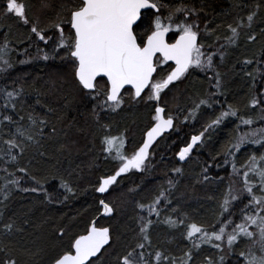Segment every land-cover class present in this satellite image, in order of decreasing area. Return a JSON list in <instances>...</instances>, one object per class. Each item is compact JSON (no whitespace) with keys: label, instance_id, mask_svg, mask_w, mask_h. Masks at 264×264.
Segmentation results:
<instances>
[{"label":"snow or ice","instance_id":"6c2138e0","mask_svg":"<svg viewBox=\"0 0 264 264\" xmlns=\"http://www.w3.org/2000/svg\"><path fill=\"white\" fill-rule=\"evenodd\" d=\"M258 11L257 7L247 15L246 24L242 18L235 24L229 23L225 42H220V36H214V43L208 44L206 37L213 36L216 29L210 30L206 24L201 26L204 8H197L188 0H73L71 6L62 7L52 22L53 39V35H46L49 29L41 27L38 19L29 17L25 3L6 0L4 14L13 15L20 23L28 25L38 41L44 44L52 41L53 54L50 56L45 52L42 59H55L58 54L67 61L72 84L91 102L93 120L101 131V151L108 154L106 159L118 162L114 174L98 181L95 192L108 193L117 184L118 177L149 171L155 155L150 149L159 137L174 129L177 118L162 106L166 99L163 94L171 93L197 72L208 80L209 90L192 102L184 122L204 115H209L210 119L202 125L199 134L191 135L190 142L178 150L179 161L188 160L193 149L197 145L203 146L225 121L230 118L239 121L222 150L211 156L212 162H204L201 179L197 180V183L217 178L223 180V177L210 178L209 168L231 165V174L218 207L212 213L213 219L198 223L173 205L172 193L183 172L182 168H174L177 177L167 179L166 185H160L149 201L137 202L133 242L126 244L122 251L112 253L113 264H264V94L251 95L243 107L257 112L247 115L241 113L239 105L229 103L225 107L218 99L225 96L226 91V74L221 71V65L228 55L227 49L240 47L242 30L252 29ZM260 34L264 35V27ZM257 40L256 34L248 33V42ZM9 56L10 49L5 42L0 49V74L8 73L14 66ZM217 57L218 62L214 59ZM255 57L253 54L252 58L239 61L244 66L241 70L251 79L253 89L257 80L264 81V47L260 49L259 58ZM29 62L27 59L19 61ZM248 66L254 67L247 70ZM24 93L23 87H13L11 91L0 88L4 98L0 104V161L13 166L12 171L7 167L2 169L6 177L0 189V235L4 237L25 233L30 223L19 216H5L3 208H7L6 202L13 192L33 193L47 203L64 202L76 196L75 186L58 169L37 174L31 171V160L28 165L21 164L29 148L38 150L44 140L56 139L57 125L50 116L61 122L65 118L60 109L42 103L39 95L35 104L30 105L31 111L26 116L21 115L23 105L27 103ZM126 103H144L154 112V124L146 131L142 145L130 154L125 151V134H112L110 126L101 120V114L117 113ZM36 106L46 111L40 113ZM202 108L211 111L202 113ZM242 149L247 151L242 152ZM59 150H70L69 145L62 144ZM39 154L45 155L44 152ZM17 172L23 175L17 178ZM52 181H58L55 191L48 187ZM99 205L104 217H113L117 211L115 204L103 198ZM165 210L174 214L175 219L172 215L161 218ZM157 224L166 225L171 233L179 232L188 245L180 248L178 253L166 248L154 250L153 234ZM85 231L86 234L74 237L67 249L53 256L48 264H108L105 257L114 247L110 227L92 220ZM58 235L64 236L62 227L58 229ZM205 248L215 251H201ZM0 252L5 253L0 264H41L39 257L43 249L10 247L0 242ZM199 257L203 260L199 261Z\"/></svg>","mask_w":264,"mask_h":264},{"label":"trees","instance_id":"16d2710c","mask_svg":"<svg viewBox=\"0 0 264 264\" xmlns=\"http://www.w3.org/2000/svg\"><path fill=\"white\" fill-rule=\"evenodd\" d=\"M21 2L27 5L30 18L38 19L40 25L49 29L46 35H53L55 29L51 27V24L57 13L62 7L71 6L73 0H21ZM188 2L195 4L197 8L203 6L202 27L206 24L208 29H216L213 36L206 37L208 44L214 43V36H220V42H225L224 37L229 34L227 25L235 24L241 18L246 24L247 15L258 7V15L254 19L252 29L242 30L240 47L227 49L228 55L224 64L221 65V71L226 74L224 76L226 91L225 96L218 97L220 104L225 107L231 103L239 105L242 114L256 113V109L243 106L250 100L252 94H264V81L257 80L256 88L253 89L252 81L241 70L244 66L239 61L252 58L253 54H256L255 58L258 59L260 49L264 47V35L260 34V29L264 27V0H188ZM46 4L49 6L46 7ZM237 4L240 7H236ZM5 7L6 0H0V49L3 48L5 42H8L9 59L14 66L8 73L0 74V88L6 87L9 91L13 87L25 89L24 98L27 103L23 105L24 111L21 115L26 116L31 111L30 105L35 104L38 95L42 103L58 108L65 114L63 122L50 116V120L57 125L56 139L44 140L43 146L38 150L29 148L21 164L28 165L31 160V171L37 174H42L48 169H58L60 174L73 183L76 196L64 202L47 203L42 197H37L33 193L13 192L10 200L6 202L7 208H3L5 216H19L30 223L23 234L18 233L9 237L0 235V242L10 247L15 245L17 248L26 246L43 249L39 259L41 264H48L53 256L67 249L74 237L85 234L91 221L96 220L98 225L103 224L110 227L114 234V247L105 257L108 264H113L112 253L122 251L126 244L133 242V229L137 226L135 219L138 211L137 202L149 201L160 185H166L167 179L177 177L178 174L173 171L174 168H182L183 172L179 174V183L172 193L173 205L178 206L182 212L187 213L192 220L198 223L212 220V213L218 207L227 178L231 174V165L209 168L210 178L223 177V180L209 179L201 183H197V180L201 179L204 162H212L211 156L222 150L239 121L234 118L225 121L211 133V138L207 139L203 146L197 145L193 149L188 160L179 161L178 150L190 142L191 135L199 134L202 125L210 119L209 115H204L198 116L195 120L189 119L187 123L184 122L187 112L191 111L192 102L206 95L209 90V82L204 75L197 72L171 93L163 94L166 99L162 106H166V111L171 110V113L177 117L174 130L162 138L151 150L155 152L154 162L147 173H129L121 177L117 184L103 196L95 192V186L102 177L114 174L118 162L111 158L106 159L108 154L101 151V131L93 120L91 102L75 89L71 82V68L69 64L62 61L58 54L55 59H42L45 52L50 56L53 54L52 43L44 44L38 41V38L30 32L29 26L20 23L19 19L13 15L4 14ZM217 25L220 27L217 28ZM64 28L67 33L66 23ZM249 32L257 35L256 42L247 41ZM36 45L39 47V54ZM60 51L63 52L62 49ZM26 59L30 62L19 63ZM214 59L218 62V57ZM253 67L248 66L247 70H252ZM3 99L0 95V104L3 103ZM66 102L67 107L65 108ZM36 107L40 113L46 111L44 108ZM210 111L201 109L202 113ZM153 115L154 112L150 105L126 103L117 113L101 114V120L110 126L112 134H125L127 141L125 151L130 154L142 145L146 131L153 123ZM24 123L27 121L25 120ZM241 127L247 128V126ZM4 131L7 132L8 129ZM65 133H67L66 137ZM47 134L46 131L45 136ZM62 144L69 145L70 150L60 151ZM241 151L246 152L247 149ZM40 152H44L45 155L41 156ZM5 167L9 171L13 170L12 165L0 161V189L5 183L6 173L2 171ZM22 175V173H16L17 178ZM54 186L58 187V181H52L48 185L50 190L55 191ZM131 189H139V191H131ZM59 191L63 190L59 189ZM102 198L117 206L113 217L102 215V207L99 205V200ZM163 215H172L175 219V215L167 210L162 213L161 218ZM61 227L64 231L63 237L58 235V229ZM0 231H2V226H0ZM188 243L179 232H169L166 225L157 224L155 226L154 250L166 248L178 253L179 249L187 246ZM201 251L213 252L215 250L205 248ZM15 255L20 257L19 253ZM4 258L5 253L0 252V259ZM202 260L203 257H199V261Z\"/></svg>","mask_w":264,"mask_h":264},{"label":"water","instance_id":"95a60500","mask_svg":"<svg viewBox=\"0 0 264 264\" xmlns=\"http://www.w3.org/2000/svg\"><path fill=\"white\" fill-rule=\"evenodd\" d=\"M166 133H169V132H165L164 135H165ZM164 135H163V136H164ZM163 136L159 137V138L157 139L156 143H157V142H158ZM156 143H154L153 146H154ZM153 146H152V148H153ZM150 150H151V149H150ZM118 178H120V177H118ZM117 180H118V179H117ZM105 194H107V193H104V194H102V195H105Z\"/></svg>","mask_w":264,"mask_h":264},{"label":"rangeland","instance_id":"374dc122","mask_svg":"<svg viewBox=\"0 0 264 264\" xmlns=\"http://www.w3.org/2000/svg\"><path fill=\"white\" fill-rule=\"evenodd\" d=\"M35 19H36V18H35ZM27 26H28V25H27ZM40 26H41V27H43L42 25H40ZM46 34H48V32H46ZM48 43H50V44H51V43H52V41H51V42L49 41ZM62 61H64L66 64H68V62H67V61H65V60H62ZM144 138H145V137H144ZM101 195H102V194H101Z\"/></svg>","mask_w":264,"mask_h":264},{"label":"flooded vegetation","instance_id":"af4514ba","mask_svg":"<svg viewBox=\"0 0 264 264\" xmlns=\"http://www.w3.org/2000/svg\"><path fill=\"white\" fill-rule=\"evenodd\" d=\"M4 5V4H3Z\"/></svg>","mask_w":264,"mask_h":264}]
</instances>
